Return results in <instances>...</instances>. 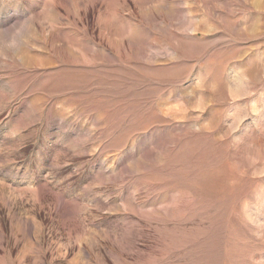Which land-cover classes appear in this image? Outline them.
Masks as SVG:
<instances>
[{"label": "rangeland", "instance_id": "obj_1", "mask_svg": "<svg viewBox=\"0 0 264 264\" xmlns=\"http://www.w3.org/2000/svg\"><path fill=\"white\" fill-rule=\"evenodd\" d=\"M0 264H264V0H0Z\"/></svg>", "mask_w": 264, "mask_h": 264}]
</instances>
